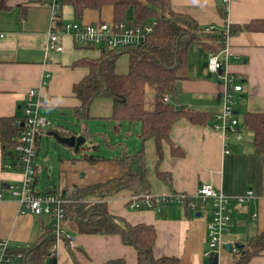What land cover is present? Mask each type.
Returning a JSON list of instances; mask_svg holds the SVG:
<instances>
[{
    "label": "crops",
    "instance_id": "0c3cea01",
    "mask_svg": "<svg viewBox=\"0 0 264 264\" xmlns=\"http://www.w3.org/2000/svg\"><path fill=\"white\" fill-rule=\"evenodd\" d=\"M171 4L175 12L191 17L205 31L210 27L224 31L229 25L242 26L264 20V0H230L227 6L224 0H171ZM73 15L76 22H111L114 10L112 6L104 7L101 12L86 10L78 20L73 8ZM62 19L66 21L63 9ZM50 28L51 8L47 0H0V117L23 118L26 98L35 88L43 96L42 114L52 123L38 138V156L45 144L54 142V132L63 134L60 126L66 119L70 122L65 124H75L71 125L74 129L71 135H97L106 148L95 143L87 148L97 146V149L81 153L75 148H63L68 155L55 156L54 161L45 154L46 162L53 161L56 165L49 169L50 175L56 169L59 181L56 187H48L46 191L60 187L64 190L86 188L117 179L122 174L119 160L143 149L148 193L181 192L194 196L201 184L208 183L234 198L252 189L256 196L254 201L241 206L232 201V222L223 241L244 245L264 233V148L253 144L252 133L245 131L241 124L242 140L231 137L224 141L214 130L215 114L223 107L225 88L221 77L209 69L210 56L218 54L223 61L221 72H228L242 85V91L236 94L240 123L245 113H264V31H244L229 36L222 47L218 46L217 53L199 43L190 46L188 64L182 71L184 79L179 83L177 98L171 97L170 104L208 113L211 118L206 124H194L185 117L180 118L172 128L170 140L161 144L160 154L155 139L145 142L140 139L141 123H119L112 119L113 102L110 99L100 102L96 98L88 110H83L74 86L90 74V68L80 63L84 59L99 60L102 49L78 47L70 37H65L62 52L46 54L44 46ZM209 42L214 47L218 45L215 41ZM79 48H97L98 54L93 56ZM119 53L122 55L116 71L126 74L129 56L125 51ZM124 55L128 66L121 71L118 64ZM46 73L50 77L43 85ZM133 124L136 125L134 141L130 140ZM102 150H108V153L105 155ZM84 153L104 159L90 163L82 157ZM36 166V188L42 191L40 167ZM22 179L18 153L15 150L4 156L0 145V184L4 187V200H0V240H8L15 250L32 247L43 236L46 226L53 222L46 216L20 211L11 188ZM134 194L131 189H123L106 198L88 195L85 202H106L110 214L132 225L153 226L156 230L154 255L158 258L176 257L181 264H213V257L207 256L210 251L209 217H203L205 210L190 208L188 213L185 206L178 204L166 205L161 210L146 205L131 208L129 202ZM197 212L201 216L197 217ZM64 227L69 228L66 230L73 237L75 247L71 248L66 240L58 241L56 264H107L118 259H123L124 264H138L136 248L124 244L120 235L81 234L69 223H64ZM237 251L234 247L232 254ZM220 255L219 264H228L224 262L227 258ZM14 264H21V259L16 258ZM250 264H264V252L253 257Z\"/></svg>",
    "mask_w": 264,
    "mask_h": 264
},
{
    "label": "trees",
    "instance_id": "16d2710c",
    "mask_svg": "<svg viewBox=\"0 0 264 264\" xmlns=\"http://www.w3.org/2000/svg\"><path fill=\"white\" fill-rule=\"evenodd\" d=\"M59 3L61 9L64 5H71L78 20L82 19L86 10L101 12L104 7L112 6L114 22L135 25L156 23L145 48L125 50L129 56V70L126 74H118L116 71L117 61L122 53L102 49L99 60L81 61L80 64L90 68V74L74 86V92L84 111L89 109L96 98L110 99L113 102L112 119L119 123H141L140 139L142 142L155 139L160 154L161 144L170 140L172 128L180 118L185 117L194 124H206L211 118L208 113L163 102L165 95H170L174 100L178 96V86L184 79L182 71L188 64L190 46L199 43L217 53L227 36L244 31H264V20L242 26L229 25L224 31L217 28L205 31L191 17L175 12L171 0H59ZM130 12L132 19L129 17ZM63 24L61 12L57 25L60 27ZM209 40L218 45L212 46ZM148 90L153 94L149 106ZM23 119L0 117V145L4 156L13 154L16 150L17 139L23 130ZM240 124L245 131L252 133L253 144L264 148V113H245ZM96 147L81 146L78 151L81 153L83 150L97 149ZM82 157L90 163L104 159L88 153H84ZM119 164L122 167L121 177L105 184L74 188L70 196L73 202L67 206L69 220L65 223H69L81 234L120 235L124 244L136 248L138 264H181L176 257L158 258L154 255L156 230L153 226L132 225L110 214L106 202H85L88 195L106 198L123 189H131L136 194L148 193L144 150L140 149L133 156L123 157ZM185 208L189 213L188 202ZM53 225L54 222L46 226L43 236L32 247L11 249V253L21 259V264H56L55 250L58 241ZM243 246L237 251L234 264H250L253 257L264 252V233L249 239ZM19 254L21 256L18 257ZM124 263L123 259H118L107 264Z\"/></svg>",
    "mask_w": 264,
    "mask_h": 264
},
{
    "label": "built area",
    "instance_id": "2783aa9c",
    "mask_svg": "<svg viewBox=\"0 0 264 264\" xmlns=\"http://www.w3.org/2000/svg\"><path fill=\"white\" fill-rule=\"evenodd\" d=\"M51 8V28L47 34L44 46L45 53L62 52L64 46L62 40L70 37L78 47H97L100 49L122 52L128 49L145 48L148 40L154 31L155 22L135 25L128 22H69L58 26L61 14L59 0H47ZM230 0H224L227 6ZM210 27L208 30H215ZM228 32V31H227ZM229 36H227L228 38ZM223 61L218 54H212L209 58V69L217 73L224 82L222 93L223 107L215 114L214 130L218 132L224 141L231 137L242 140L243 132L240 129V120L237 110L238 98L236 94L242 91V85L228 72H221ZM50 75L45 74L42 84H47ZM170 95L163 97V102L169 104ZM43 96L40 90L31 89L26 98L23 115V130L17 139L16 152L18 153V167L23 174L20 184L11 188L12 196L17 200L20 211L30 212L35 216H51L57 241L66 240L71 248L75 247L74 239L66 231L63 223L69 220L67 206L73 200L70 198L74 188L64 190L60 187L55 191L41 192L37 185L38 138L52 123L42 114ZM227 151V150H226ZM4 187L0 184V200H4ZM256 199L252 189L234 198L225 195L213 185L203 183L200 185L194 196L187 193H170L156 195L151 193L134 194L129 205L131 208H139L146 205L149 208L161 210L164 206L178 204L185 206L189 203L192 210H205L210 214L207 222L208 239L210 251L207 256L214 257L220 254L225 248L223 241L224 234L229 230L232 222L231 205L235 200L238 205H246ZM256 217V214L254 215ZM11 246L6 239L0 240V264H14L16 257L11 253ZM21 256L20 254L18 257Z\"/></svg>",
    "mask_w": 264,
    "mask_h": 264
},
{
    "label": "rangeland",
    "instance_id": "374dc122",
    "mask_svg": "<svg viewBox=\"0 0 264 264\" xmlns=\"http://www.w3.org/2000/svg\"><path fill=\"white\" fill-rule=\"evenodd\" d=\"M62 9H63V14H64V19L66 20L64 23L76 22V20L74 18V15H73V8H72L71 5H64ZM131 16H132V13L130 12V17ZM79 49L84 50L85 53L93 55V56L98 54L97 48H94V49H91V48H79ZM127 66H128L127 57L124 55L121 58V60H120V62L118 64V68H119V70L123 71V70H125L127 68ZM152 96H153L152 91L148 90L147 91V102H148L147 105L148 106L150 105ZM97 99L100 100V102H109V101H107L108 98H97ZM237 109H238V106H237ZM69 122L70 121H68V119H66L64 123L68 124ZM135 126H136L135 124L132 125L131 136H130V140H133V141L135 140V136H134L135 135L134 134ZM93 129H95V128H93ZM86 136H87V141L84 144L85 148H87L88 146L94 145V143H95V145H99L103 149L106 148L105 143L103 142L101 137H98L97 135H95V136L86 135ZM111 137L113 138L114 136L111 135ZM53 143L54 142L51 141V143L48 146L45 144L43 146V150L39 153V156L36 159V164L40 167V172H41V189H42L41 192H46V190H45L46 188H48V187L54 188L59 183L56 169H55V172L50 175V170L49 169H51V167H53V166L56 167V165H53L54 164L53 163V161H54L53 157L55 158V156L58 157V156H62V155H68V153L63 148H60L63 151L54 149L53 148ZM102 151H103V153L105 155L108 153V150H102ZM45 154L48 156V158H52L51 159V160H53V161H51L52 163L46 162ZM9 161H11L10 158H9ZM208 213L209 212L206 211L203 217H207L208 216L210 218V214H208ZM46 217H48L50 219V222L54 221L51 216H46ZM63 225H64V223H63ZM65 229L69 230L68 227H65ZM70 231H72V230H70ZM72 235H74V233ZM209 250H210V246H209ZM220 254H221L220 256H223V258H225V257L227 258L224 262L225 263L229 262L228 264H233L235 259H236V257L234 256V255H236L235 253L228 254L225 251H222Z\"/></svg>",
    "mask_w": 264,
    "mask_h": 264
},
{
    "label": "water",
    "instance_id": "95a60500",
    "mask_svg": "<svg viewBox=\"0 0 264 264\" xmlns=\"http://www.w3.org/2000/svg\"><path fill=\"white\" fill-rule=\"evenodd\" d=\"M65 122V120H63ZM72 126H74V123H71ZM71 125H67V124H62V126H60V128L62 129V133L60 132H54L52 134L53 139H54V143H53V148L57 149V150H61L60 148H75L76 150H78L83 144L86 143L87 141V136L86 135H81V136H77L75 134L71 135L74 132V129L71 128ZM196 216L199 217L201 216L200 212L196 213ZM234 247H236L237 250L242 249L244 246L242 244H233V243H227L225 244L224 248L227 252L232 253L234 251ZM213 264H219V254H216L213 257Z\"/></svg>",
    "mask_w": 264,
    "mask_h": 264
}]
</instances>
